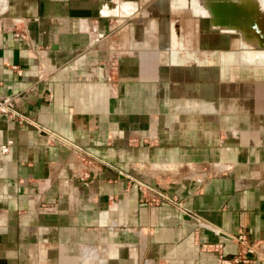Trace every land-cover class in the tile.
Segmentation results:
<instances>
[{
    "label": "crops",
    "instance_id": "1",
    "mask_svg": "<svg viewBox=\"0 0 264 264\" xmlns=\"http://www.w3.org/2000/svg\"><path fill=\"white\" fill-rule=\"evenodd\" d=\"M147 1L0 0V264H264V61Z\"/></svg>",
    "mask_w": 264,
    "mask_h": 264
},
{
    "label": "rangeland",
    "instance_id": "2",
    "mask_svg": "<svg viewBox=\"0 0 264 264\" xmlns=\"http://www.w3.org/2000/svg\"><path fill=\"white\" fill-rule=\"evenodd\" d=\"M175 1H177L179 4L184 5L186 7L181 10L174 11L176 7L172 6L173 5L172 0H148L147 4L151 3V5L157 6L162 10H165V11L167 10V12L165 13L167 19L172 18L173 20L176 19L177 23L182 21L185 24L186 23L189 24L191 23V21L198 23L199 19L203 17L202 15L196 12H193L191 9H194L204 15H206V10H207L208 13L210 14L208 10V5L210 4L209 2H212L213 0H207V1L206 0H175ZM247 1L249 0H235L236 3H240V4L242 3V9H240L242 13L241 12L240 13L243 15L239 13L240 16L239 17L237 16L238 20L237 18L235 19V21L237 20L236 23L235 24L229 23L230 25L228 26L229 29L234 30V31L230 30L232 31L231 32L232 34L236 35L237 37L241 36L242 49L240 48V45L237 43V41L234 40V37H232V41H231L232 43L228 44V48H230L231 52H233L234 54H239V56L242 58L243 61H245L243 57H245L246 59H252V60L259 61L264 58V44H262V41L260 40L261 34L264 31V8L262 7L260 3L262 2L261 0L260 1L251 0V1H255L254 2V4L256 5L255 9L253 11L247 10ZM202 6L206 10H204ZM243 7H245L246 9H244ZM245 10H247V13ZM244 14L248 17V21L250 20L249 22H244L243 20L242 22L240 21L241 18H244L245 16ZM249 16L251 17V19ZM254 17L257 22H256V27L255 28L253 27L252 29V26L250 24H251V21L254 20ZM239 22H241V24ZM257 27L259 28L258 30H257ZM203 30L201 28L199 29L201 34L207 33ZM236 31H238L239 33ZM213 32L221 33L222 30H218V31L213 30ZM225 32H228V31H225ZM245 40L247 44H245L244 42ZM241 54L243 57L241 56ZM234 61H238V60H234Z\"/></svg>",
    "mask_w": 264,
    "mask_h": 264
},
{
    "label": "built area",
    "instance_id": "3",
    "mask_svg": "<svg viewBox=\"0 0 264 264\" xmlns=\"http://www.w3.org/2000/svg\"><path fill=\"white\" fill-rule=\"evenodd\" d=\"M107 81H112V78L108 75ZM16 97L15 95H1L0 94V114H6L10 117H19L22 118L19 111L15 108ZM11 140L0 145L2 151H7ZM82 159L84 162L88 163L91 161L90 157L96 158L95 155L91 154L87 150L81 151ZM90 156V157H89ZM88 157V158H86ZM229 237L235 238L239 242L238 250L231 255L230 257L223 255L220 253L217 257L218 264H246L251 260L249 256L250 253H255V248L248 238V236L243 232H237L235 235H230ZM217 246H221L218 244Z\"/></svg>",
    "mask_w": 264,
    "mask_h": 264
},
{
    "label": "water",
    "instance_id": "4",
    "mask_svg": "<svg viewBox=\"0 0 264 264\" xmlns=\"http://www.w3.org/2000/svg\"><path fill=\"white\" fill-rule=\"evenodd\" d=\"M239 5L240 4L236 3L235 0H213L208 5V10H209L210 14L207 16L202 15L203 16L202 20L208 21L212 25L214 24L213 27L228 31V29L219 28L218 26H219V24H221V25H226L228 23H231V24L234 23L235 24L236 21L234 19H236L237 16L239 15V13L241 12L240 7H242V5L240 7H239ZM209 16L213 17L214 20L212 22L210 21ZM243 20H244V22L250 21V20L248 21V17H246V15L244 16ZM254 24H255V21L252 20L251 21L252 27H255Z\"/></svg>",
    "mask_w": 264,
    "mask_h": 264
},
{
    "label": "bare ground",
    "instance_id": "5",
    "mask_svg": "<svg viewBox=\"0 0 264 264\" xmlns=\"http://www.w3.org/2000/svg\"><path fill=\"white\" fill-rule=\"evenodd\" d=\"M207 1V0H206ZM260 1V0H259ZM262 2H260L261 3V5H262V7L264 8V0H261ZM254 2L255 1H251V0H249V1H247V10H250V11H253L254 9H255V4H254ZM210 3V2H209ZM240 4V3H239ZM242 5V3L240 4V6ZM202 8H203V6H202ZM244 9H246L245 7H243ZM257 8V7H256ZM204 10H206L205 8H203ZM240 9H242V7H240ZM192 10H194V9H192ZM247 10H245L246 11V13H247ZM195 12H198V11H196V10H194ZM243 12H244V10H243ZM249 12V11H248ZM250 13V12H249ZM241 14V13H240ZM240 14L238 15V17L240 16ZM207 15H209V13H208V11L206 10V16ZM241 15H243V14H241ZM210 17V21L212 22L214 19H213V17L212 16H209ZM242 17V16H241ZM240 17V18H241ZM247 17V16H246ZM250 17V16H249ZM250 19H251V17H250ZM235 20V19H234ZM237 20H238V18H237ZM236 20V21H237ZM242 20H243V18H241V22H242ZM244 21V20H243ZM254 21H255V24H254V26L256 27V20H255V17H254ZM241 22H239L240 24H241ZM244 23V22H243ZM239 24V25H240ZM247 24V23H246ZM212 25V24H211ZM214 25V24H213ZM212 25V26H213ZM230 24L228 23V24H226V25H221V24H219V28H224V29H228V31H230V30H232V29H229V26ZM237 25V24H236ZM251 25V24H250ZM252 26V25H251ZM254 27V28H255ZM252 29H253V27H252ZM259 28L257 27V30H258ZM232 31H234V30H232ZM232 31H230V32H232ZM263 31V30H262ZM236 32H238V31H236ZM239 33V32H238ZM257 33H259V32H257ZM255 34V33H254ZM258 36V35H257ZM240 37V39H241V36H239ZM261 39V41H262V44H264V31L262 32V34H261V37H260ZM260 40H259V42H260ZM245 42V44H247L246 43V40L244 41ZM250 44V43H249ZM240 48L242 49V43H240ZM241 53V52H240ZM241 56H242V54H241ZM243 57V56H242ZM244 59H245V61H247V62H250V63H257V62H262V61H264V58L263 59H261V60H259V61H256V60H252V59H246L245 57H243Z\"/></svg>",
    "mask_w": 264,
    "mask_h": 264
}]
</instances>
